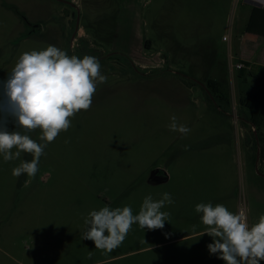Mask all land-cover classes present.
Instances as JSON below:
<instances>
[{
    "label": "rangeland",
    "instance_id": "obj_1",
    "mask_svg": "<svg viewBox=\"0 0 264 264\" xmlns=\"http://www.w3.org/2000/svg\"><path fill=\"white\" fill-rule=\"evenodd\" d=\"M249 11L243 0H0V80L23 52L49 45L97 57L108 77L91 108L47 145L35 178L12 175L31 156L0 155V264H225L210 254L194 209L222 203L249 224L264 214V167L239 105L240 89L258 83L249 70L238 80L230 50ZM211 77L231 105L209 101L202 84ZM172 115L191 129L186 136L169 130ZM30 135L39 142L38 130ZM159 169L169 180L154 185ZM164 192L174 204L162 209L163 229L134 224L106 255L81 239L90 211L138 214L145 196Z\"/></svg>",
    "mask_w": 264,
    "mask_h": 264
},
{
    "label": "clouds",
    "instance_id": "obj_2",
    "mask_svg": "<svg viewBox=\"0 0 264 264\" xmlns=\"http://www.w3.org/2000/svg\"><path fill=\"white\" fill-rule=\"evenodd\" d=\"M107 79L97 57L69 55L54 45L19 56L11 73L0 80V155L4 162L17 160L22 154L32 157L12 169L14 177L26 174L35 178L47 145L68 131L72 118L91 108L97 86ZM170 121V131L182 136L191 131L179 124L175 115ZM37 130L39 142L30 135ZM172 204L171 194L164 192L155 201L151 194L145 196L138 214H133L131 206L92 210L84 219L86 230L81 239L94 242L95 248L106 255L123 244L134 224L149 231L163 229L170 213L162 209ZM194 210L201 214L205 228L201 236L212 237L213 242L207 245L210 254H217L225 264L264 261V214L258 222L249 224L243 211L232 212L222 203H198Z\"/></svg>",
    "mask_w": 264,
    "mask_h": 264
},
{
    "label": "trees",
    "instance_id": "obj_3",
    "mask_svg": "<svg viewBox=\"0 0 264 264\" xmlns=\"http://www.w3.org/2000/svg\"><path fill=\"white\" fill-rule=\"evenodd\" d=\"M245 32L256 34L264 37V8L256 5L251 6L250 15L245 26ZM246 66H249V62L244 63ZM255 69H258L256 72L259 74L256 75L252 70L249 74L253 78H257L259 86H253V91L246 90L245 93L240 92L239 95V105L243 110L244 124L248 126L254 137V163L257 158L258 144L256 140V134L253 131L257 132L260 141V161L259 165L261 168L264 167V66H255ZM247 69L243 68L239 71L238 77L241 81H245L247 77ZM209 101H218L227 105H231L232 100L229 94L224 90L223 84L217 79L209 78L205 82V87ZM243 89V88H242ZM245 89V88H244ZM212 97V98H211Z\"/></svg>",
    "mask_w": 264,
    "mask_h": 264
},
{
    "label": "crops",
    "instance_id": "obj_4",
    "mask_svg": "<svg viewBox=\"0 0 264 264\" xmlns=\"http://www.w3.org/2000/svg\"><path fill=\"white\" fill-rule=\"evenodd\" d=\"M244 4L248 5L250 7V11H251V6L253 4H251L249 1L247 0H243ZM250 11L247 17V21L250 15ZM246 26V25H245ZM81 33V32H80ZM249 38V40L251 42H254L255 45L251 44L249 47H247L246 45H244L243 43V39L244 38ZM230 50L234 51L237 55L238 61L236 63V65L238 63H243L245 69L249 70V71H253L256 73V75H258L259 73L256 72L258 69H255V66H264V37L256 35V34H252V33H247L245 32V27L241 33V36L238 35L235 37V39H231L230 40ZM259 52V55H256ZM138 62V61H137ZM245 62H249L250 65L246 66L244 63ZM233 67V66H232ZM236 68V66H235ZM242 68V69H243ZM237 69V68H236ZM238 72L241 69H237ZM233 72V70H232ZM237 76V75H235ZM212 79H214L213 77H211ZM233 78V75H232ZM256 80V84L258 83L257 78H254ZM238 80L241 82V80L238 77ZM247 80V79H246ZM260 81V80H259ZM255 86H259V85H255ZM240 92L245 93L246 89H240ZM166 173V171H164ZM166 175L168 176V174L166 173ZM169 177V176H168Z\"/></svg>",
    "mask_w": 264,
    "mask_h": 264
},
{
    "label": "flooded vegetation",
    "instance_id": "obj_5",
    "mask_svg": "<svg viewBox=\"0 0 264 264\" xmlns=\"http://www.w3.org/2000/svg\"><path fill=\"white\" fill-rule=\"evenodd\" d=\"M28 23V22H26ZM29 24V23H28ZM166 174L164 172V170L159 169V170H153L150 176V182L154 185L158 184V183H162V178L165 177Z\"/></svg>",
    "mask_w": 264,
    "mask_h": 264
},
{
    "label": "water",
    "instance_id": "obj_6",
    "mask_svg": "<svg viewBox=\"0 0 264 264\" xmlns=\"http://www.w3.org/2000/svg\"><path fill=\"white\" fill-rule=\"evenodd\" d=\"M202 86L205 87V84H202ZM255 134H256V140H257V144H258V150H257V158H256V165H259V161H260V155H261V150H260V141H259V137L257 135V132L254 131ZM260 170H258L259 172ZM166 174V173H165ZM169 180V177L166 175L165 177L162 178V182H165V181H168Z\"/></svg>",
    "mask_w": 264,
    "mask_h": 264
},
{
    "label": "built area",
    "instance_id": "obj_7",
    "mask_svg": "<svg viewBox=\"0 0 264 264\" xmlns=\"http://www.w3.org/2000/svg\"><path fill=\"white\" fill-rule=\"evenodd\" d=\"M249 1L251 4L256 5V6H260L264 8V0H247ZM244 67L243 63H238L236 65L237 69H242Z\"/></svg>",
    "mask_w": 264,
    "mask_h": 264
}]
</instances>
